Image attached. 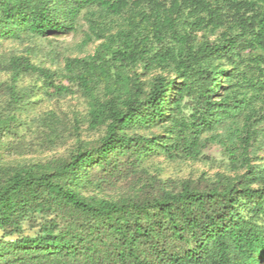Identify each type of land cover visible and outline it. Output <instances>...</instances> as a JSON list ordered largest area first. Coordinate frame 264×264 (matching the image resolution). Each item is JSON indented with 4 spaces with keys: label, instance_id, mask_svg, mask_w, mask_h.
<instances>
[{
    "label": "trees",
    "instance_id": "16d2710c",
    "mask_svg": "<svg viewBox=\"0 0 264 264\" xmlns=\"http://www.w3.org/2000/svg\"><path fill=\"white\" fill-rule=\"evenodd\" d=\"M0 232V264H264V0H0Z\"/></svg>",
    "mask_w": 264,
    "mask_h": 264
},
{
    "label": "rangeland",
    "instance_id": "374dc122",
    "mask_svg": "<svg viewBox=\"0 0 264 264\" xmlns=\"http://www.w3.org/2000/svg\"><path fill=\"white\" fill-rule=\"evenodd\" d=\"M80 42L81 35L75 34L68 37L52 40L51 43H48L46 41H36L35 48L38 51V54L40 55L43 62H46L48 65H52L55 67L62 63L64 57L83 55V53L91 50L90 47L86 50L79 49ZM54 109L56 110L57 114L62 117V119L64 118V120L67 122L69 121V119H73V114L75 113L82 115L85 110V105L81 99L75 97L64 100L61 104L56 105ZM69 125L70 124H68V127ZM65 134L66 133H62L61 135ZM81 134L82 138H86L87 131L82 128ZM14 142H17V140H14L12 143ZM73 143L74 138L71 136H67L64 138L63 143L60 142L51 146L35 144L34 141L32 142V146H26L25 144H27V142H24L19 147H17L19 144H12L15 145V147L9 154L13 156L12 158H14V161H43L52 157L66 154L67 150ZM208 154L217 156V149L212 148L208 151ZM161 166L164 169L165 175L172 178H183L187 176L196 177L199 171L203 168L202 164L193 162H179L174 164L163 162ZM28 223L29 222L24 223V229L30 233L34 232L35 229L30 231L31 228ZM1 235L2 233L0 232V236Z\"/></svg>",
    "mask_w": 264,
    "mask_h": 264
}]
</instances>
